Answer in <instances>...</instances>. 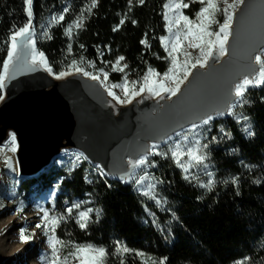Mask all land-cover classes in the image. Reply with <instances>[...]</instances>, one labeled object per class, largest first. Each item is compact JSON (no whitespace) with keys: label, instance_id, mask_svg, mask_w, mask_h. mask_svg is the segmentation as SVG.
<instances>
[{"label":"trees","instance_id":"trees-1","mask_svg":"<svg viewBox=\"0 0 264 264\" xmlns=\"http://www.w3.org/2000/svg\"><path fill=\"white\" fill-rule=\"evenodd\" d=\"M27 1L0 0V78L12 35L30 22ZM33 5L37 48L55 73L66 68L68 53L69 71L106 73L111 83L124 75L140 83L151 69L166 72L162 40L175 37L181 50L185 41V33L171 27V13L180 29L205 10L208 45L228 19L218 0H33ZM242 106L239 121L219 119L202 128L209 131L201 137L205 161L189 171L178 169L161 148L146 179L150 196L132 183L106 178L81 158L22 178V202L59 189L53 206L63 222L54 234L62 243L104 248L105 264H264V86L251 90ZM81 212L90 218L85 227L78 222Z\"/></svg>","mask_w":264,"mask_h":264},{"label":"water","instance_id":"water-1","mask_svg":"<svg viewBox=\"0 0 264 264\" xmlns=\"http://www.w3.org/2000/svg\"><path fill=\"white\" fill-rule=\"evenodd\" d=\"M261 1L264 0H243L233 12L223 57H221L219 50L213 49L211 46L205 62L196 63L177 87L171 88L165 82H161L159 87L162 90V95L156 96L154 90L146 94L139 93L138 99H131L128 103L121 102L123 104L119 105L116 102H120L104 88L97 78L88 77L77 69L74 72L64 74L63 78L57 79L44 67L32 60L34 45L37 48L32 0L30 4L32 5L31 17L28 16L30 22L25 28L12 35V37L15 36L14 53L11 55V52L8 51L0 78L2 88V96L0 97V146L5 145L12 137L14 138L17 145L16 158L19 164V176L30 179L37 177L53 165L54 161L62 154L77 152L85 157L91 165L103 172L106 178L116 180L122 185H129L141 167H138V162L146 156H148L147 159L152 158L153 148L165 147L168 141L184 131L190 130L191 127L198 128L206 124L210 125L214 120L232 118L235 106L243 99L238 98L237 86L244 80L254 81L258 73L264 71L262 60L264 37L257 42L250 52L243 55L242 51V45L249 33L246 28L252 22V12L262 4ZM230 61L236 65L246 66L244 72L234 75V78L228 81L225 96L219 104L213 103L202 107L198 112H193L199 106V97L206 94V91L210 90L213 84H217L223 69ZM47 62L49 64L48 58ZM263 86L264 82L261 87L253 89L258 90ZM28 88L32 94L34 93L33 98L40 95L43 98L46 95H54L53 97L56 96L55 100H57L62 95L69 96L71 92L83 93L84 99L90 100L89 104L91 102L96 104L97 108L113 121H119L124 116V118H128L129 112H135L136 115L143 113L142 115L149 117L150 120L161 121V123L167 120L172 121L168 122L167 125L165 124L159 132L142 139L137 149L123 153L122 157L116 161H112L110 156L102 153L99 146L93 141L76 134L70 136V141L76 143L75 145L70 144L66 138L62 137L58 141L59 144L46 156L44 161L26 167L25 163H31L30 153L33 149V143L30 142L29 146L28 140L24 139L22 135L23 126H25L23 112H28V108L34 107L32 102L30 104L25 101L26 97L24 96ZM171 89H176V92L172 93Z\"/></svg>","mask_w":264,"mask_h":264},{"label":"rangeland","instance_id":"rangeland-1","mask_svg":"<svg viewBox=\"0 0 264 264\" xmlns=\"http://www.w3.org/2000/svg\"><path fill=\"white\" fill-rule=\"evenodd\" d=\"M31 1L32 0L27 1V14L29 17H31ZM218 1L223 6L225 15L228 16V19L225 25L220 27L218 33L214 36L211 43L212 45H208L210 37L206 31L208 15L205 10L201 11L198 15L199 17L194 21L187 19L180 29L179 21L176 16L171 13V27L173 29L178 27L179 33H185L184 49H180L178 40L175 37L162 40L161 45L167 52V59L169 65H171L170 67L176 70L180 65L182 67H187V69H182L181 72L178 73V79L169 84V87H177L196 63H204V60L209 55L211 46L214 48L218 43L223 47V54L225 53V44L230 31L226 25L231 23L230 20L233 12L241 5L243 0ZM170 9L171 8H169V12ZM59 19L57 15L54 22L56 24L59 23ZM225 34L226 37H224ZM220 37H224L222 43L218 42V38ZM67 54L62 64L66 68L62 69L58 74L55 73L54 67L51 66L50 63L48 64L54 76L59 77L64 76L66 73L74 72L69 71L71 68L69 65L70 63L66 60V58H68ZM262 60L264 64V51L262 53ZM78 70L82 71L88 77L100 80L104 88H106L120 103H128L132 97L138 95L145 86L152 85L155 86L157 90H161L159 83L165 82L163 75L154 72L152 69L142 78L140 83L139 81L133 82L132 79L126 78L125 75L120 83H111L106 73H101L97 76L87 73L83 68H79ZM251 90L255 89H248L243 95V99L238 104H243L245 97ZM128 91H130L129 94ZM238 110L234 109L232 117L235 116ZM207 126L209 125L206 124L195 129L184 131L177 137L172 138V140L168 141V144L165 145L168 154H170L172 158L179 160L178 164L181 165L180 169L183 171L190 170L191 166L194 164L193 159L196 158V155H206V147L204 141L201 142V140H203L201 137L203 138L202 134L209 133V131L202 132L201 130ZM220 135L223 134L221 133ZM6 144L8 145H3V147L0 146V223L2 220H8L9 223L8 226L0 232V247L3 248L4 243L9 241L14 244L16 252L5 253V256L0 259V264H105L107 253L104 248L90 244H81L78 246L70 242L62 243L54 234L55 230L63 222V219L60 217L61 212L53 206V202L60 191L59 189L48 192L45 196L32 201L30 204L26 205V203L22 202L19 193L20 180L22 178L19 176L18 171L16 173L14 172L11 166L13 158L16 157L17 145L8 142ZM160 149L161 148L156 147L153 148V157L146 159L138 169V173L132 179L131 183L136 192L150 196L148 193L150 187L146 185V179L148 173L151 172L154 166V162H152L153 158L163 155ZM81 158L85 159L80 153L66 152L58 157L53 165L58 167L66 160L75 162L76 160H81ZM50 204L51 208L49 207ZM89 221L90 218H88L85 212L79 214L78 222L83 227H85ZM27 234L33 235L31 241L26 239ZM9 260L11 261L8 262Z\"/></svg>","mask_w":264,"mask_h":264},{"label":"bare ground","instance_id":"bare-ground-1","mask_svg":"<svg viewBox=\"0 0 264 264\" xmlns=\"http://www.w3.org/2000/svg\"><path fill=\"white\" fill-rule=\"evenodd\" d=\"M30 9L32 12V5ZM252 14V22L246 28V31L249 32L248 37H246L242 45L243 55L250 52L257 42L264 37V1L259 7H256ZM226 27L229 30L230 24L226 25ZM224 37H226V34ZM224 37L218 38V42L222 43ZM34 43L35 42L33 41V44ZM14 47L15 36L12 37L10 43L9 52H11V55L14 53ZM213 49L219 50L221 57L224 56L225 53L223 54V47H221L220 44L217 43ZM33 51L32 60L44 67L52 76H54L50 70L45 54L42 55L35 45ZM245 68L246 66L239 64L236 65L231 61L228 62L223 69L217 84L212 85V82L211 85L213 87L206 91V94L199 97V106L196 110L194 109L193 112H198L202 107L213 103L219 104L225 96V89L228 81L233 79L234 75L243 73ZM263 74L264 71H261L258 73V76L254 81L244 80L239 84L237 86L238 98L242 99L243 95L250 88L261 87L263 83ZM64 76L54 77L59 79ZM29 88L26 90L27 92H25V101L30 104L32 102L34 107L29 106L30 108L27 109L28 112H23V115H25V126H23L24 129L22 130V135L24 139L26 138L28 140L29 146L33 143V149L30 153L31 163H25L26 167L31 165L34 166L41 161H44L46 156L59 144L58 141L62 137L66 138L70 144L75 145L76 143L70 141V136L72 137L76 134L87 138L89 141H93L99 146L102 153L106 156H110L112 161H116V159L122 157L123 153L137 149L142 139L148 138L153 135V133L159 132L165 124L167 125L168 122L172 121L167 120L164 123H161V121L150 120L149 117L142 115L143 113H137L136 115L135 112H129L130 116L128 118H124V116L119 121H113L106 117L104 112L97 108L96 104H93L92 102L89 104L90 100L86 101L83 93L78 94L76 91L71 92L69 96L62 95V97L57 100H55L56 96L53 97L54 95H44L45 99L41 95L39 97L36 96L37 98H33L35 95L34 93L32 94ZM151 91H153L156 96L163 94L162 90H157V88L152 85L143 87L140 94H146ZM171 92L175 93L176 90L172 89ZM138 95L134 96L132 100L138 99ZM116 103L119 105L122 104L118 102ZM134 115L137 118L136 120L134 119L135 117H133ZM194 128L195 127H191L190 129ZM8 143H15L14 138L12 137ZM6 145L8 144H5L4 146ZM147 158L148 156L140 159L138 167H140ZM11 166L14 172L16 173L18 171L19 174V164L16 157L13 158ZM184 171L187 172V170ZM8 223V220H2L0 223V232L8 226ZM8 252L14 253L16 251L14 244L6 241L3 248L0 247V259ZM10 261L11 260L8 262Z\"/></svg>","mask_w":264,"mask_h":264},{"label":"built area","instance_id":"built-area-1","mask_svg":"<svg viewBox=\"0 0 264 264\" xmlns=\"http://www.w3.org/2000/svg\"><path fill=\"white\" fill-rule=\"evenodd\" d=\"M171 65H169L168 69L166 70V72L163 75V78H165V84L168 86L169 84H171L172 82H175L176 79H178V73L181 72L182 69H187V67H182V66H178V68H176V70L173 69V67H170ZM153 70V69H152ZM154 71V70H153ZM243 104H237L235 106V110L239 109L237 113H235V116L232 117L234 118V120L238 121L240 120V109L243 107ZM196 158L193 159V163H199V162H203L205 161V156L204 155H196ZM194 158V157H193ZM174 159V158H173ZM174 163L176 164L177 168L180 169L181 165L178 164L179 160L178 159H174ZM181 170V169H180ZM148 193L151 195V191L149 190Z\"/></svg>","mask_w":264,"mask_h":264}]
</instances>
